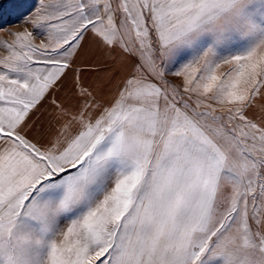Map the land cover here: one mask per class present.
Segmentation results:
<instances>
[{
  "label": "snow or ice",
  "instance_id": "obj_1",
  "mask_svg": "<svg viewBox=\"0 0 264 264\" xmlns=\"http://www.w3.org/2000/svg\"><path fill=\"white\" fill-rule=\"evenodd\" d=\"M24 22L0 41V264H264V0Z\"/></svg>",
  "mask_w": 264,
  "mask_h": 264
},
{
  "label": "rangeland",
  "instance_id": "obj_2",
  "mask_svg": "<svg viewBox=\"0 0 264 264\" xmlns=\"http://www.w3.org/2000/svg\"><path fill=\"white\" fill-rule=\"evenodd\" d=\"M38 6V0H0V41H11L10 33L31 30V26L24 22V18ZM0 54L3 50L0 49Z\"/></svg>",
  "mask_w": 264,
  "mask_h": 264
},
{
  "label": "crops",
  "instance_id": "obj_3",
  "mask_svg": "<svg viewBox=\"0 0 264 264\" xmlns=\"http://www.w3.org/2000/svg\"><path fill=\"white\" fill-rule=\"evenodd\" d=\"M45 115H46V113H45Z\"/></svg>",
  "mask_w": 264,
  "mask_h": 264
}]
</instances>
